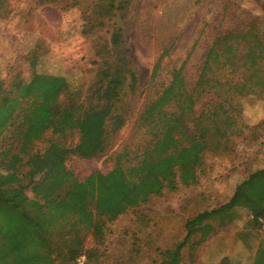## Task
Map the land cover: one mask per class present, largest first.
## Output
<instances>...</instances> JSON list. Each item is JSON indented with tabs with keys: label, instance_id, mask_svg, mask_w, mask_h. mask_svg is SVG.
Returning a JSON list of instances; mask_svg holds the SVG:
<instances>
[{
	"label": "trees",
	"instance_id": "trees-1",
	"mask_svg": "<svg viewBox=\"0 0 264 264\" xmlns=\"http://www.w3.org/2000/svg\"><path fill=\"white\" fill-rule=\"evenodd\" d=\"M3 11L0 0V18ZM35 40L29 45L27 40L20 43L26 47L24 54L31 56L32 77H16L8 91L0 79V264H55L59 260L74 264L82 256L86 259L88 235L98 242L106 238L103 216L115 219L153 198L167 197L180 186L196 184L205 170L208 152H229L247 129L257 128L245 120L242 99L264 91V17L254 19L245 30L232 29L218 36L193 76L184 63L179 66L171 59L165 61L168 52L161 53L149 82L141 89L145 96L139 108L133 106L134 97L125 98L128 89L135 93L139 88L138 70L125 54L111 51L105 42L96 52L99 78L83 102L74 153L86 159L101 155L128 121L139 132L137 145L124 152V162L110 173L85 182L71 184L66 174L33 181L21 127L43 116L31 105L32 95L24 93L25 87L34 84L47 97L62 80L38 70L47 60L42 40ZM242 42L246 47L241 50ZM0 53H6L4 42ZM163 65L171 72L168 81L160 77ZM38 76L51 82L36 83ZM33 142L31 139L28 144ZM92 187L96 196L93 207L87 201ZM237 207L249 211L252 226L264 228V167L239 182L227 203L188 220L186 237L162 251L160 264H181L182 250L193 236L200 233L193 243L198 246L214 231L207 219ZM254 264H264L262 244Z\"/></svg>",
	"mask_w": 264,
	"mask_h": 264
},
{
	"label": "rangeland",
	"instance_id": "rangeland-1",
	"mask_svg": "<svg viewBox=\"0 0 264 264\" xmlns=\"http://www.w3.org/2000/svg\"><path fill=\"white\" fill-rule=\"evenodd\" d=\"M2 3L0 47L4 42L6 50L0 53L3 89L11 90L18 76L23 80L32 77L33 68L28 60L31 56L24 54L26 47H20L24 40L28 45L35 39L42 40L47 62L38 70L62 77L55 92L47 97L34 84L23 91L32 95L31 105L43 116L35 122L30 119L21 127L31 160L28 170L36 182L44 176L66 174L71 184L110 173L124 162V152L134 148L140 139L137 128L128 121L101 155L86 159L74 153L80 139L77 126L83 102L99 78L100 58L96 52L105 42L111 51L125 54L138 70L139 88L135 93L128 89L125 98L134 97L133 106L139 108L145 96L141 89L149 82L161 53L168 52L165 61L171 59L179 66L184 63L193 76L201 69L204 53L218 36L232 29L245 30L254 19L264 17V0H2ZM29 35L33 38H27ZM245 45L242 42L239 49ZM167 69L166 65L160 69V77L166 81L171 78ZM36 78L35 82L42 85L51 82L43 76ZM242 106L245 120L257 125L256 129H247L229 152L216 155L208 152L205 170L196 184L180 186L167 197L153 198L115 219L103 216L107 221L106 238L98 242L88 235L85 245L90 250L83 264H160L162 251L174 248L186 237L188 220L227 203L239 182L264 167V124L258 126L264 123V91L243 98ZM31 139L34 142L30 146ZM94 190L92 187L87 196L92 207L96 200ZM29 193L32 194L31 190ZM250 219L249 211L243 207L207 219L215 226L214 231L198 246L193 243L200 233L193 236L182 250L181 264H254L258 246L264 245V228L252 226ZM55 264L66 263L59 260Z\"/></svg>",
	"mask_w": 264,
	"mask_h": 264
},
{
	"label": "built area",
	"instance_id": "built-area-1",
	"mask_svg": "<svg viewBox=\"0 0 264 264\" xmlns=\"http://www.w3.org/2000/svg\"><path fill=\"white\" fill-rule=\"evenodd\" d=\"M79 263L83 264L85 261V256H82L78 259Z\"/></svg>",
	"mask_w": 264,
	"mask_h": 264
},
{
	"label": "crops",
	"instance_id": "crops-1",
	"mask_svg": "<svg viewBox=\"0 0 264 264\" xmlns=\"http://www.w3.org/2000/svg\"><path fill=\"white\" fill-rule=\"evenodd\" d=\"M34 35H35V33H34Z\"/></svg>",
	"mask_w": 264,
	"mask_h": 264
}]
</instances>
